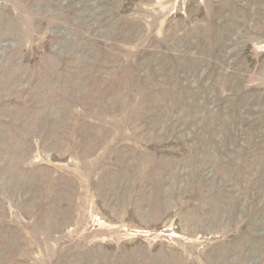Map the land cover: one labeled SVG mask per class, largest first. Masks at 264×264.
<instances>
[{
    "label": "rangeland",
    "instance_id": "rangeland-1",
    "mask_svg": "<svg viewBox=\"0 0 264 264\" xmlns=\"http://www.w3.org/2000/svg\"><path fill=\"white\" fill-rule=\"evenodd\" d=\"M0 264H264V0H0Z\"/></svg>",
    "mask_w": 264,
    "mask_h": 264
}]
</instances>
